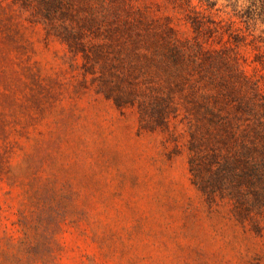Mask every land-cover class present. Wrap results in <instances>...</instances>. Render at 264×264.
I'll list each match as a JSON object with an SVG mask.
<instances>
[{
    "label": "rangeland",
    "instance_id": "1",
    "mask_svg": "<svg viewBox=\"0 0 264 264\" xmlns=\"http://www.w3.org/2000/svg\"><path fill=\"white\" fill-rule=\"evenodd\" d=\"M0 4V264H264V213L241 222L200 193L182 126L143 130L135 108L78 87L81 58ZM132 5L191 37L167 0ZM231 31L264 102V26Z\"/></svg>",
    "mask_w": 264,
    "mask_h": 264
},
{
    "label": "trees",
    "instance_id": "2",
    "mask_svg": "<svg viewBox=\"0 0 264 264\" xmlns=\"http://www.w3.org/2000/svg\"><path fill=\"white\" fill-rule=\"evenodd\" d=\"M132 1L10 0V5L40 24L71 57L81 58L78 87L92 86L118 109L135 108L143 130L172 137L170 125L182 126L191 183L208 201H226L241 222L264 213V102L236 54L245 45L243 36L231 31L234 24L246 31L264 26V0L194 5L167 0L182 12L192 34L188 39ZM218 13L227 22L210 17ZM222 34L228 47L204 46L218 44Z\"/></svg>",
    "mask_w": 264,
    "mask_h": 264
}]
</instances>
